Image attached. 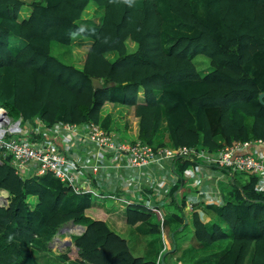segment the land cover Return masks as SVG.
I'll list each match as a JSON object with an SVG mask.
<instances>
[{
    "label": "trees",
    "instance_id": "trees-1",
    "mask_svg": "<svg viewBox=\"0 0 264 264\" xmlns=\"http://www.w3.org/2000/svg\"><path fill=\"white\" fill-rule=\"evenodd\" d=\"M25 4L31 12L21 18ZM56 46L65 59L73 47H89L84 67L55 56ZM201 55L210 62L203 73ZM94 79L103 87L95 89ZM261 93L264 0H0V103L16 120L94 123L126 144L217 153L264 139ZM109 103L114 110L104 115ZM131 113L139 132L126 140L119 129ZM11 161L0 152V190L12 203L0 205V264H264V192L253 176L231 174L219 188L221 204L190 209L186 192L181 200L177 193L192 161L176 157L171 171L179 180L165 201L178 212L111 196L127 210L129 226L146 227L149 253L138 256L107 222L87 214L106 199L101 190L78 195L52 175L17 174ZM70 223L86 227L72 235L76 258L72 247H51ZM190 226L191 243L182 246Z\"/></svg>",
    "mask_w": 264,
    "mask_h": 264
},
{
    "label": "built area",
    "instance_id": "built-area-1",
    "mask_svg": "<svg viewBox=\"0 0 264 264\" xmlns=\"http://www.w3.org/2000/svg\"><path fill=\"white\" fill-rule=\"evenodd\" d=\"M82 141L88 148L87 159L70 154L69 144ZM69 146V147H68ZM93 147V148H92ZM0 152L10 156L12 165L18 170L36 167L38 175L53 174L68 184L76 194L83 193V182L100 172L111 175L112 167L121 169V162L128 154V164L143 168L152 163L161 165L163 160L176 157L190 159L192 164L184 172L190 189L197 190L188 197L189 208L200 203L221 204L223 194L219 188L206 190L207 179L214 176L210 169H221L233 173L249 174L256 178L255 189L264 192V139L238 142L219 152H210L203 147L153 148L141 142L125 144L117 141L100 125L91 123L75 125L57 123L49 127L40 119L14 122L4 110L0 114ZM117 169V170H118ZM206 170L209 173H206ZM179 178L176 177V182ZM216 180V179H215ZM133 181L130 182V185ZM158 199H165L172 185L166 178L151 183Z\"/></svg>",
    "mask_w": 264,
    "mask_h": 264
},
{
    "label": "crops",
    "instance_id": "crops-1",
    "mask_svg": "<svg viewBox=\"0 0 264 264\" xmlns=\"http://www.w3.org/2000/svg\"><path fill=\"white\" fill-rule=\"evenodd\" d=\"M113 110L114 105L112 103L107 104L104 108V115L112 112ZM128 122L130 124L129 128H127ZM119 130L122 132L123 135L121 136L123 138H128L130 136L132 139H135L139 132L138 118L135 116L132 117L130 114L129 118L121 121ZM69 146H72L69 148L70 154L78 156L83 161L87 159V151L91 146L87 147L82 141L79 140L73 144H69ZM171 163L172 160L166 159L162 161L161 165L152 163L146 167L133 170L128 167L127 158L124 157L121 162L122 168L111 174L109 180L105 179V174L102 172L99 175V178L93 181L91 178L92 173H89V180L83 182V185L86 187L93 185L94 187L98 188V190H101L103 195L106 197V199L103 200L96 199L92 208L87 211V214L94 219L107 222L115 233L127 240L130 247L138 256L148 255L149 253V249L146 247V244L150 239H148V235L144 234L147 232L146 227L142 224L129 226L126 217L127 210L123 208L124 206L121 208L120 206H117V203L114 202L110 197H127V199H130L131 197L133 202H140L147 199L153 200V190L151 188V183L159 181L162 178H166L173 188L176 185L177 176H175L171 171ZM220 170L221 169H210V173H212L214 178L207 179L205 186L202 187L201 190L204 188L206 190L219 188L220 180L223 177H228ZM206 173H209V171L206 170ZM132 181L133 184L130 185V182ZM185 184L186 187L177 193V196H179L184 191L186 192V198L197 193V190L190 189L186 182ZM159 203L162 205L165 212H178L173 204L169 205V202L165 200ZM188 230L190 231L189 233H191L192 237L193 228L190 226L186 229V232L179 237L182 246H187L191 243V237L189 238L187 236ZM130 234H134L136 236V241L133 247L131 245L130 239L127 237ZM167 241L170 243L169 240ZM151 255H155V251H153ZM170 264L176 263L174 260H171Z\"/></svg>",
    "mask_w": 264,
    "mask_h": 264
},
{
    "label": "rangeland",
    "instance_id": "rangeland-1",
    "mask_svg": "<svg viewBox=\"0 0 264 264\" xmlns=\"http://www.w3.org/2000/svg\"><path fill=\"white\" fill-rule=\"evenodd\" d=\"M24 1L27 2V3H30L33 0H24ZM93 11H94V9L93 8H90L88 10V12H86V14H85L86 17L89 16V15H92ZM30 12H31V8H30L29 4L23 5V7L21 8V12H20L21 13V18H26L30 14ZM73 48L71 50V53H69V54L66 55V59L61 56V52H63L64 49L61 48V47H59V46L54 47V54H55V56L59 57L60 59H62L66 63L74 64V65H76L79 68L84 67V65L86 64V62L88 60V57H89L90 48L89 47H77V48H74V49ZM134 49H135V45L132 44V43H130V50L133 51ZM107 57L110 60H113L114 59V55H112V54H108ZM196 62L198 64L199 71L202 72V73L205 72L206 69H208L210 67V62L207 59V57H205L204 55L199 56L197 58ZM0 106L3 107V108H5L4 105L1 104V103H0ZM7 114H8V112H7ZM132 114L133 113H131V115ZM9 116L12 119H15L13 116H11V115H9ZM127 124H129V122ZM128 139L129 140H132V138L130 136L126 140H128ZM200 147H202V146H200ZM224 174H226L228 177H223L222 179L220 178L221 179L220 182H219V188L220 189L228 186L230 173H228V171H227V173H224ZM237 175L244 176L245 178L246 177H250L249 174H244V173H237ZM181 198L182 197L179 196V199L180 200H181ZM4 201H5L4 192L0 190V204H4ZM5 205H7L8 207H11L12 206V203H10L8 201L7 204L5 203ZM201 215L203 217H205L202 211H201ZM13 217H14V215L11 214L10 215V218H9V221L12 220ZM209 219H211V218L209 217ZM4 224L5 223H3L2 225H4ZM75 228L76 227H73L72 224L70 223V224L64 226L63 228H61L59 230L58 234L56 235V237L54 238V240H53V242L51 244V247H52V249H53L54 252L58 253L60 251H65L66 249H65V245H64L63 242L66 239L67 240H71V236L72 235H76L78 233H81L82 230L81 231H77V229H75ZM165 232L168 233L167 232V228L165 229ZM189 232L190 231L188 230L187 236L190 238L191 237V233H189ZM127 237L130 239L131 245L133 247L134 244H135V241H136V236L134 234H130ZM70 256L73 257V258H76L77 257V252H76L75 247H72V251L70 252Z\"/></svg>",
    "mask_w": 264,
    "mask_h": 264
},
{
    "label": "bare ground",
    "instance_id": "bare-ground-1",
    "mask_svg": "<svg viewBox=\"0 0 264 264\" xmlns=\"http://www.w3.org/2000/svg\"><path fill=\"white\" fill-rule=\"evenodd\" d=\"M4 110H6L5 108H3V107H1L0 106V114L1 113H3L4 112ZM8 115V114H7ZM9 116V115H8ZM10 117V116H9ZM11 118V117H10ZM12 119V118H11ZM22 119V118H21ZM21 119H19V120H21ZM14 120V122H18L19 120H15V119H13ZM23 120V119H22ZM64 124H70V123H64ZM103 128V127H102ZM106 130V129H105ZM109 134H114V137H115V139L117 140V141H119V142H121V143H124L123 141H121L120 139H119V137L115 134V133H112V132H109L108 130H106ZM249 141H251V140H249ZM137 142H141V143H143L142 141H137ZM244 142H246V141H244ZM126 144V143H125ZM143 144H145V143H143ZM145 145H147V144H145ZM232 146V145H231ZM227 147V146H226ZM93 148V147H92ZM125 157L127 158V164L129 163L128 162V154L127 153H125ZM128 167L130 168V169H133V170H137V169H139V168H134V167H131V166H129V164H128ZM15 168V167H14ZM118 169V168H117ZM117 169H115V168H113L112 167V170H111V174H113L114 172H116L117 171ZM119 170V169H118ZM15 171H16V173L17 174H19V175H22L23 177H29V176H40V175H38L37 174V170H36V167H31V169L28 171V170H22V171H18L16 168H15ZM102 172H100V173H98L97 175H93L92 174V181L93 180H97L98 178H99V175L101 174ZM103 173H104V171H103ZM228 173H230V172H228ZM49 175H52L55 179H57V180H59L58 178H56L53 174H51V173H48ZM105 174V173H104ZM45 175H47V174H45ZM230 175H231V173H230ZM41 176H44V175H41ZM109 178H110V175L108 176V175H106L105 174V179L106 180H109ZM60 181V180H59ZM61 182V181H60ZM61 183H63V182H61ZM63 184H65L67 187H69L68 186V184H66V183H63ZM84 187H83V193L82 194H99V193H101L100 192V190H98V188H96V187H94L93 185H89L88 187H86L85 185H83ZM70 188V187H69ZM72 191H73V189L72 188H70ZM74 192V191H73ZM75 193V192H74ZM76 194V193H75ZM82 194H78V195H82ZM153 194H155L154 192H153ZM156 196V195H155ZM128 200H130L132 203H134V204H143V205H145L146 207H148V208H155V206H157L156 204V201H159V202H161V201H163V200H165V199H158V197L156 196V199L154 200V198H153V200L152 199H147V200H142V201H140V202H133L132 201V198L130 197V199H128ZM9 201V200H8ZM8 201H6V202H4V204H0V205H5V203L7 204V202ZM199 205V204H198ZM7 206V205H6ZM72 224V226L73 227H76L75 229H77V231H81V233H78V234H76V235H82L85 231H86V227H83V226H81V225H76V224H74V223H71ZM78 227V228H77ZM69 242H72V245L71 246H68L67 244L69 243ZM64 245H65V249L66 248H69V247H73L74 246V243H73V240H72V236H71V240H65L64 242Z\"/></svg>",
    "mask_w": 264,
    "mask_h": 264
},
{
    "label": "water",
    "instance_id": "water-1",
    "mask_svg": "<svg viewBox=\"0 0 264 264\" xmlns=\"http://www.w3.org/2000/svg\"><path fill=\"white\" fill-rule=\"evenodd\" d=\"M93 83H94L95 89H98V88H102L103 87L102 86V83L100 82L99 79H94L93 80ZM260 101L262 103H264V93H261L260 94ZM4 198H5V201L4 202L8 201V198H9V193L8 192H4ZM67 245L68 246H71L72 245V242H69Z\"/></svg>",
    "mask_w": 264,
    "mask_h": 264
},
{
    "label": "clouds",
    "instance_id": "clouds-1",
    "mask_svg": "<svg viewBox=\"0 0 264 264\" xmlns=\"http://www.w3.org/2000/svg\"><path fill=\"white\" fill-rule=\"evenodd\" d=\"M3 192H5V191H3Z\"/></svg>",
    "mask_w": 264,
    "mask_h": 264
}]
</instances>
